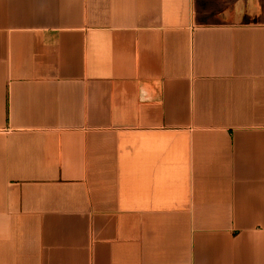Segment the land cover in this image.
<instances>
[{
	"label": "crops",
	"instance_id": "0c3cea01",
	"mask_svg": "<svg viewBox=\"0 0 264 264\" xmlns=\"http://www.w3.org/2000/svg\"><path fill=\"white\" fill-rule=\"evenodd\" d=\"M0 264H264V0H0Z\"/></svg>",
	"mask_w": 264,
	"mask_h": 264
}]
</instances>
